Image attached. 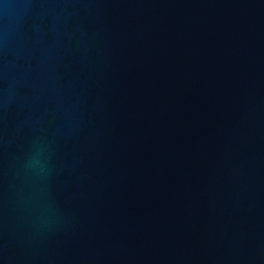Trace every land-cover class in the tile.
Returning <instances> with one entry per match:
<instances>
[{
  "label": "water",
  "instance_id": "obj_1",
  "mask_svg": "<svg viewBox=\"0 0 264 264\" xmlns=\"http://www.w3.org/2000/svg\"><path fill=\"white\" fill-rule=\"evenodd\" d=\"M0 264H264V0H0Z\"/></svg>",
  "mask_w": 264,
  "mask_h": 264
}]
</instances>
